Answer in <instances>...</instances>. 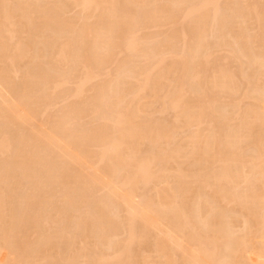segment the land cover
<instances>
[{
	"label": "bare ground",
	"instance_id": "6f19581e",
	"mask_svg": "<svg viewBox=\"0 0 264 264\" xmlns=\"http://www.w3.org/2000/svg\"><path fill=\"white\" fill-rule=\"evenodd\" d=\"M259 2L0 0V264H264Z\"/></svg>",
	"mask_w": 264,
	"mask_h": 264
},
{
	"label": "rangeland",
	"instance_id": "374dc122",
	"mask_svg": "<svg viewBox=\"0 0 264 264\" xmlns=\"http://www.w3.org/2000/svg\"><path fill=\"white\" fill-rule=\"evenodd\" d=\"M258 1L263 2L264 0H258ZM256 2H257V1H256ZM260 2H259V3H260ZM73 9L76 10V8L71 7V8H70L71 13L68 11V12H69V13H67L68 18L75 19V16H76V17H77L76 19H79V18H80V15H79L80 10L78 9V12H77V10H76V12H75V10H73ZM73 11H74V12H73ZM72 12H73V13H72ZM74 14H75V15H74ZM77 15H79V16H77ZM72 16H74V17H72ZM181 22H182V21H181ZM178 23H180V22H178ZM178 23H177V25H175V26H177L176 28H174L175 26L172 28L170 25H168L167 28H168V27H169V28H168V30H166V29H167L166 26H163V28L165 27V30L162 28V31H163V32H162V31L159 30V29H161V28H159V29H158V30H159L158 32H161L160 34H163V33L166 31V32L164 33V37H166V35L169 37V36L172 35V33H174V32H171V31H175V30L177 31V30H180L179 26L182 25V26H183L182 29H185V28H184V27H186V23H185V22H184V23L182 22L183 24H181V25L178 24ZM170 27H171L172 29H171ZM170 29H171V30H170ZM182 29H181V30H182ZM149 31H151V30H149ZM149 31H146V32H149ZM167 31H169V32H167ZM146 32H145V33H146ZM152 32H153V30H152ZM152 32H151V33H152ZM155 32H157V31L155 30ZM155 32H153V33H155ZM158 32H157V33H158ZM157 33H156V34H157ZM146 34H149V33H146ZM160 34H158L159 37H161ZM162 37H163V36H162ZM164 37H163V38H164ZM163 38H160V39L164 40L165 38H164V39H163ZM166 38H167V37H166ZM213 38H214V37L210 38V39H211L210 41H213ZM214 40L216 41V39H214ZM215 41L212 42V43L214 44ZM182 44H183V43H181V45H180V42H179V43H178V47H179V46L181 47ZM186 46H188V45H187V44H186V45L184 44V46H182V48L184 47V49H185ZM180 47H179L178 49H179L180 51H182V48L180 49ZM186 50H187V49H186ZM215 52H217V50H216ZM219 54H221V52H220ZM221 55H222V54H221ZM217 56H218V59H219V55H217ZM224 56H225V53H224ZM224 56H222V57H224ZM226 56H227V55H226ZM226 56H225V57H226ZM220 57H221V56H220ZM226 59H227V57H226ZM226 59L223 60V58H222V59H220V60H221V62H222V61H225ZM221 62H220V63H221ZM224 63H225V62H224ZM221 64H223V62H222ZM233 64H234V63H233ZM213 65H214V64H213ZM213 65H212V66H213ZM230 65H232V62H231ZM234 65H235V66H238V63H237V64H234ZM234 65H233V67H231V68H234V67H235ZM116 66H117V64H116L115 66H112L111 71H113L114 69H116V68H115ZM212 66H211V67H212ZM213 67H214V66H213ZM235 68H237V67H235ZM235 68H234V69H235ZM112 69H113V70H112ZM113 72H114V73H113ZM113 72H112V74L115 75V71H113ZM19 79H20V78L15 79V85H19V84H18V82L20 81ZM16 80H17V81H16ZM18 80H19V81H18ZM19 83H20V82H19ZM240 83H241L240 86H241V88H242V87L244 86L242 83H245V82H242V81H241ZM245 85H246V84H245ZM244 87H246V86H244ZM88 89H89V88H87L86 90L88 91ZM242 90H243V92H242ZM244 91H245V88H242V89H241V95H240V96H242V93H243V95L245 94ZM230 95H231V94H230ZM226 96H227V97H226ZM228 96H229V94L223 96V98H224L223 100H226V99H227L226 102H227V101H228V102H227V103H225L224 101L221 102L222 105L224 104L223 106L220 104V105H221L220 107L223 108L224 111H225L224 107H226V111H227V112H229V111L231 110V108H232L231 103H229V102H231V97H232V95L229 96L230 98H229ZM225 97H226V98H225ZM63 103H64V105H63L62 103H60L59 106L57 105L55 108L53 107L54 109H53V108H50V112H49V109H48V111L45 112V115H44V116L47 117V116H48V115H47L48 113L50 114L48 117H51V114H52V117H54L55 115H57L58 111L61 110V109H59V108H61L62 106L64 107L66 104H68V102H67V103L63 102ZM228 103H229V104H228ZM61 104H62V105H61ZM225 104H226V105L228 104V105L226 106ZM229 106H230L231 108H230ZM58 107H59V108H58ZM63 107H62V108H63ZM56 109H57V113H56V114H53L54 112H56ZM58 109H59V110H58ZM227 109H228V110H227ZM52 110H53V111H52ZM232 110H233V108H232ZM47 112H48V113H47ZM46 113H47V114H46ZM158 115H159V114H158ZM169 115H171V114L169 113ZM169 115L167 116V114H162V115H161L162 117H161V116H159V117H160L161 120H164V118H165V120H168V121H169V119H170V116H169ZM155 116H156V117H154V118H159L157 115H155ZM163 116H164V117H163ZM171 116L173 117V114H172ZM43 118H44V117H43ZM171 119H173V118H171ZM86 122H87L88 124L90 123V125H92V126L89 125L90 127L95 126V124H93V123L91 124L90 121L85 120V124H84V121H83V123H82V125L84 124V127H85V128H89V126H87L88 124L86 125ZM85 125H86V126H85ZM233 125H234L233 123L229 124V126H233ZM185 137H186V136H182L181 141H179L180 138L177 140V141L179 142V144H180V143H183L182 141H184ZM183 138H184V139H183ZM177 141H176V142H177ZM178 142H177V143H178ZM177 143H176V144H177ZM249 143H250V142H248V144H246V147L250 146ZM247 145H248V146H247ZM149 191L151 192V193L149 192V194H153V193H152L153 191H152L151 189H150ZM97 196H98V195H97ZM99 197H101V194H99Z\"/></svg>",
	"mask_w": 264,
	"mask_h": 264
}]
</instances>
